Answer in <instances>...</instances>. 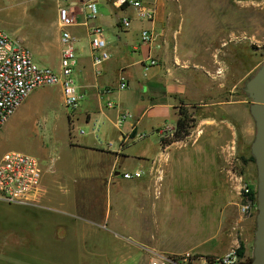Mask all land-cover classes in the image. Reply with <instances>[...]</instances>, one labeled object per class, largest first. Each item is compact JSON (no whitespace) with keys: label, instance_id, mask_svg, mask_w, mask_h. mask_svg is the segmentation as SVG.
Here are the masks:
<instances>
[{"label":"rangeland","instance_id":"374dc122","mask_svg":"<svg viewBox=\"0 0 264 264\" xmlns=\"http://www.w3.org/2000/svg\"><path fill=\"white\" fill-rule=\"evenodd\" d=\"M143 3L155 12L154 19L139 21L135 10H129L127 14L135 21L128 34L122 32L116 24L112 1L99 0L100 14L95 21L96 25L105 30L108 48L110 45L113 53L116 49L124 53V56L117 59L115 67H131L130 87L120 90V97L127 106L126 109L131 110L134 116L123 125V129H128L131 122L137 121L146 113L138 127L141 138L143 135L146 138L126 144L124 153L128 160L121 172L128 170L134 173L139 167L148 172L149 165L139 158L144 156L153 160L158 157L162 151L160 136L170 134L177 123V116L173 111L172 118L157 131L161 126L159 117L166 116L170 105L177 100L160 98L158 104L154 108L151 107L150 94L146 89H139V82L149 78H145L141 72L138 73L139 76L136 75L138 57L132 49L128 50L124 45L127 38L130 44H134L137 41V33L146 28L154 32L151 55L156 65H164L165 62L158 60L157 63L154 54L168 51L170 61L165 65L173 70L185 71L177 73L174 80L178 88L185 90L187 96L193 100L187 102L196 105L197 122L206 120L208 125H211L208 132L215 136L216 143L209 144V150L221 152L226 157L222 158L221 175L225 185L223 193L228 191L232 199L240 201V206L247 203L249 194L244 193V188L250 186L257 193V171L255 163L250 160L255 125L249 113L250 101L243 88L246 81L264 63V0H143ZM102 8L106 10L105 14ZM55 20H58L56 0H0V29L30 50L37 64L59 71L61 44L57 41L59 31ZM73 29L75 28H72V31ZM167 29L171 33L180 31L182 36L179 47L182 53L187 51V58L192 59L190 62H178L177 65L173 63L172 53L175 52L176 44L168 40ZM43 34L45 38L42 40ZM147 62L146 71L151 68L148 67L149 60ZM168 78L172 80V76ZM74 79L80 93L77 73ZM105 79L107 81L109 77ZM158 87L163 88L160 82ZM178 103L180 105V101ZM94 124L87 123L84 116H78V112L64 105L60 85L39 88L7 122V126L5 125L4 137L0 138V159L10 152L34 156L39 159L43 168L42 185L50 189V193L55 197L66 202L75 195L79 201L88 198L103 205L109 200L105 192L89 193L85 188L88 185L104 184L109 161L101 150H108L109 142H113L110 149L117 150L120 143L107 136L101 125L97 142L100 141L103 147L95 145V149L91 151L78 148L77 144L86 140L94 144ZM196 130L195 127L193 132ZM193 147V138H189L171 148L168 154L171 163L167 170L164 198L186 200L189 192L195 196L202 190L203 187L197 183L200 176L195 168L201 161L197 158L191 160L192 157L188 156V151H192ZM208 179L211 183L215 177L209 176ZM116 183L123 185L125 180L121 176ZM115 196L116 194L113 197ZM122 200L130 198L125 196ZM60 204L44 201L43 206L67 210L62 205L59 207ZM34 214L38 219L48 218L53 214V219L62 222L61 225L64 226L71 225L70 222L74 220L65 214L48 212L44 207L0 202V256L10 253L17 261L14 254L29 253L38 248L28 240L27 242L21 241L23 239L8 238L10 233L24 238L22 232L28 233L31 230L32 236H38L40 230L36 231L35 227L39 223L32 220ZM256 215L257 210L251 215H243L248 223L252 222L253 229L251 243L249 244L248 240L245 246V242H242L245 255L239 256V263L253 258ZM77 222L81 226L85 224L83 221ZM137 243L132 240L106 241V245L111 249L119 247L127 251L137 249ZM68 244H71L70 249L78 250L85 259L86 241H62L63 248H67ZM174 245L184 246L181 240H176ZM240 248L241 244L232 250L238 252Z\"/></svg>","mask_w":264,"mask_h":264},{"label":"crops","instance_id":"0c3cea01","mask_svg":"<svg viewBox=\"0 0 264 264\" xmlns=\"http://www.w3.org/2000/svg\"><path fill=\"white\" fill-rule=\"evenodd\" d=\"M95 1L100 14L99 0ZM109 1H112L113 5L115 0ZM113 8L115 9L117 26L122 32L128 34L131 28L129 30L124 29L121 26V19L128 17L133 24L135 20L132 19L130 14H127L132 8L125 7L123 11H120L114 5ZM102 11L104 14L106 13L104 8H102ZM80 21H83V18ZM95 21L90 23V26H100L96 25ZM55 23L58 27V20H55ZM151 25L153 26V24ZM144 29L146 28L142 30ZM142 30L139 34L137 33V41L134 44H130L128 38L124 44L128 50L132 49L138 57L136 75L141 72L145 78H149V80L139 82V89H146L147 93L150 94L152 108L158 104L160 98L168 97L177 100L170 105L166 116L159 117L161 119V126L157 128V131H159L172 118L173 111L178 121V101L192 105L187 101L193 102V100L187 96L185 90L182 91L178 88L174 80L177 73H185V71L173 70L165 65L170 61L168 51L154 54L157 63L158 60H162L165 62L164 65L158 63L156 66L149 68L148 71L145 70V66L148 64L150 46L142 43ZM58 33L57 41L60 43V32ZM72 33L78 40L79 63L75 73L79 78L78 88L84 96L76 112H78V116H84L87 123H95L92 132L95 135L94 144H90L86 140L82 144H77L78 148L91 151L95 149V145L103 147L100 141L97 142L101 125L104 127V133L107 136L113 137V139H116L114 141L118 140L120 143L117 150L110 149L113 142L108 143V150L105 148L101 150L109 161L105 174L106 178L103 180L104 184L102 186L88 185L86 188H82H85L89 193L103 191L107 194L109 200L102 205L99 201L88 198L79 201V198L73 195L70 200L64 202L51 194L50 189L41 183L38 192L32 197L34 202L32 206L44 207L48 212L54 214H65L74 220L70 222L71 225L64 226L61 225L62 222L53 219V214L49 215L48 218L39 219L34 214L32 220L39 223L35 227L36 231L40 230L38 236H32V230L28 233L21 230L17 232L19 234L22 232L24 238L12 233L8 238L23 239L21 241L28 240L38 248L32 249L33 251L29 253L14 254L18 259L17 261L12 257V254H3L0 256V264H151L156 258L162 256L170 259H180L187 253L196 258L198 257L197 259L217 258L228 254L232 249L240 246L243 241L245 246L248 240L250 244L253 229L252 222L249 221L248 223L241 213L240 201L232 199L228 191L223 193L225 185L222 183L223 177L221 175L223 170L222 158L225 159L226 157L221 152L209 150L208 145L215 144L216 140L215 136L210 135L208 132L211 125H208L206 120H199L196 125L197 130L189 137L193 138L194 147L192 151H188V156L192 157L191 160L197 158L201 161L195 166L200 176L197 183L203 187L197 195L194 196L189 192L186 200L164 198L167 170L171 163L168 154L171 148L178 143L166 148L161 146V153L153 160L141 156L139 160L149 165L148 172H144L142 167L135 169V172L143 174L141 179H124L125 183L123 185L116 183L121 176L123 177L122 173H131L128 170L121 172L128 160V156L124 153L126 144L136 139L144 140L146 138L145 135L141 138L142 134L138 131V127L146 113H143L141 119L131 122L128 129H123L124 124H118L120 111L127 110V106L120 97L119 83L121 79L124 78L128 85L127 88L130 87L129 71H131V67L127 65L115 67V63L118 62L117 59L121 58L122 55L124 56V53L119 49H116V52L113 53L109 45L110 60L102 66H95L92 59L93 52L88 28L79 26L73 29ZM181 36L180 31L171 33L167 29L168 40H172L176 44L175 52L172 53L175 65L178 62L187 63L192 60L187 58L186 50L183 53L181 52L179 47ZM44 38L43 34L42 40ZM120 39L123 40L122 37ZM168 76H172V80ZM106 77H109V80L106 81ZM159 82L163 86L162 89L158 87ZM108 90L110 92H107ZM27 101L28 99L24 105ZM109 102L117 105V108H109L107 106ZM127 111L132 113L131 110ZM132 115L134 116L133 113ZM6 126L1 131L0 138L4 137ZM209 176L215 177V180L213 179L211 183L208 179ZM115 194L116 198L113 197ZM125 196L129 197L130 200H122ZM236 196H238L237 193ZM44 201L52 204L61 203L59 207L64 206L67 210L43 206ZM77 220L83 221L85 224L81 226ZM62 228H66L64 232ZM35 230H33V233ZM78 239L86 241L85 259L82 258L83 255L78 250L75 251L69 248L71 244H68L67 248H63L62 241L67 240V242L71 241L73 243V240L78 241ZM107 240L137 241L138 247L128 251L119 247L111 249L106 245ZM176 240H181L184 246L174 245ZM145 247L149 249L146 250ZM142 251L149 253L145 254ZM196 263L198 262L191 261L176 264Z\"/></svg>","mask_w":264,"mask_h":264},{"label":"built area","instance_id":"2783aa9c","mask_svg":"<svg viewBox=\"0 0 264 264\" xmlns=\"http://www.w3.org/2000/svg\"><path fill=\"white\" fill-rule=\"evenodd\" d=\"M56 2L61 44L59 71L37 64L30 50L0 29V133L31 94L39 88L60 85L64 105L73 111L79 109L84 96L79 93L74 79L79 56L78 40L73 35L72 28L79 26L88 28L95 66L110 59L104 28L90 26V23L99 16L97 2L95 0H56ZM113 5L121 11L125 7L134 9L137 18L142 21H152L155 16V12L145 6L143 0H115ZM81 18L83 21H80ZM121 26L129 30L132 26L131 19L122 18ZM141 41L150 46L148 57L150 66L148 67L155 66L156 62L151 55L154 32L142 30ZM127 86L125 79L122 78L119 89L126 90ZM107 106L111 109L117 108V105L111 102ZM132 119V113L122 110L118 116V124L123 125ZM142 176L141 172L123 174V178L127 180L141 179ZM42 178L43 168L38 158L19 152L7 153L0 159V202L32 206L34 204L32 197L38 192ZM244 193L249 194V199L247 198V203L241 205V213L251 215L257 210V193L250 186L244 188ZM238 260L237 250H232L223 258H214L213 261L207 258L197 259L187 253L183 259L162 256L156 258L151 264H176L191 261H197L199 264H239Z\"/></svg>","mask_w":264,"mask_h":264},{"label":"water","instance_id":"95a60500","mask_svg":"<svg viewBox=\"0 0 264 264\" xmlns=\"http://www.w3.org/2000/svg\"><path fill=\"white\" fill-rule=\"evenodd\" d=\"M243 92L250 101L249 113L255 125V136L250 146L257 171V215L252 264H264V63L246 81Z\"/></svg>","mask_w":264,"mask_h":264},{"label":"trees","instance_id":"16d2710c","mask_svg":"<svg viewBox=\"0 0 264 264\" xmlns=\"http://www.w3.org/2000/svg\"><path fill=\"white\" fill-rule=\"evenodd\" d=\"M179 118L176 124L174 131L171 134H166L161 138V146L166 148L172 144L180 143L186 141L193 133V129L197 125V120L195 117L197 107L196 105H187L180 103L179 107ZM250 160L255 163L253 157H250ZM240 257L245 255L244 244H241V248L238 250ZM198 258V257H197ZM207 259L213 261L214 258L207 257ZM253 258L247 259L244 263L239 264H252Z\"/></svg>","mask_w":264,"mask_h":264}]
</instances>
